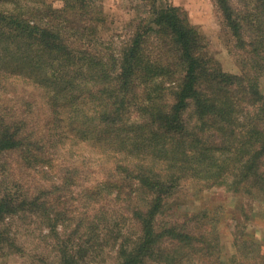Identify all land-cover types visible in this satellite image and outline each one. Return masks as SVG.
<instances>
[{"label":"trees","instance_id":"obj_1","mask_svg":"<svg viewBox=\"0 0 264 264\" xmlns=\"http://www.w3.org/2000/svg\"><path fill=\"white\" fill-rule=\"evenodd\" d=\"M142 2L148 6L147 17L133 21L130 36L117 50L110 42L97 45V32L89 29L103 22L101 7L93 0H65L74 11L62 20L73 25L61 27L72 29V44L60 40L62 31L42 27L20 12L0 9L1 55L16 61L21 56L31 66L40 64L45 71L41 78L50 82L43 87L32 84L38 98L17 99L4 89L2 80L15 84L24 82L23 78L13 70L3 72L0 66V248L17 245L9 223L14 217L30 214L49 232H57L58 222H67L65 213L53 214L47 204L50 186L40 185L43 193H34L29 186L33 182L28 183L31 180L23 175L51 167V123L66 132L76 128L82 137L104 132L130 151L147 144L173 163L164 167V175H157L146 161L137 159L133 164L124 156L119 161L122 173H116L121 177L107 179L117 192L130 181L136 188L129 187L128 193L138 196L140 190L150 196L148 207L137 203L129 207L140 232L132 239L123 235L116 241L120 264H181L183 258L193 264L195 256L213 252L206 235L215 239L217 233L211 232L208 215L204 216L208 221L199 225L191 224L195 214L183 222L159 217L164 203L169 210L167 199L190 168L195 171L188 177L197 179L216 180L231 174L230 187L247 196L255 188L264 190V100L257 88V72L264 71V0H215L234 46L241 51L239 74L223 70L208 55L205 36L188 22L180 7L169 0ZM49 12L56 11L50 8ZM43 106L50 113L45 119L39 113ZM130 107H136L138 121H130ZM13 153L19 157L13 165L1 161ZM127 158L129 166H125ZM200 171L208 173L201 176ZM89 194L95 203L102 193L98 187ZM88 226L94 227L95 221ZM198 235L201 246L195 244ZM253 244L243 243L244 253L238 250L244 260H251L249 264H264L263 245ZM74 257L70 250L61 249L63 264H74ZM219 257L213 255V262L221 264Z\"/></svg>","mask_w":264,"mask_h":264},{"label":"rangeland","instance_id":"obj_2","mask_svg":"<svg viewBox=\"0 0 264 264\" xmlns=\"http://www.w3.org/2000/svg\"><path fill=\"white\" fill-rule=\"evenodd\" d=\"M169 2L180 7L188 22L195 26L199 34L205 36L208 55L217 60L223 70L239 74L241 67L238 57L241 51L234 46L215 0H169ZM93 3L101 7L99 15L103 22L97 28L89 29L91 32H97L95 38L97 45L110 42L116 50L122 41L130 36L134 26L133 21L148 15L146 10L148 6L142 0H93ZM50 8L55 9L56 12L51 14ZM0 9L30 16L42 27L50 26L55 32H64V35L60 36L63 43L74 42L72 29L61 27V24L73 25L71 21L62 20L67 18L68 13L74 11L66 7L65 0H0ZM62 11L64 14H59ZM78 25L80 24L76 23L75 26ZM151 42V40L148 42L150 47ZM0 66L3 72L13 70L19 78H23L24 82L15 84H6L7 81L2 80L3 85L5 84L4 89H8L17 99L38 98L32 84L43 87L50 83L41 78L45 71L40 64L39 66L25 64L21 56L18 61L13 57H3L1 49ZM168 83L169 81H166L165 85L168 86ZM257 88L260 98L264 100L262 70L257 72ZM37 106H41L40 103ZM135 108L130 107L127 112L128 115L130 111L131 122L139 120L140 115L135 114ZM249 110L252 108L250 107ZM39 113H41L40 118L50 117L48 109L44 106ZM76 122H79L78 116L74 118V123ZM51 125L53 153L49 156L51 167L31 170L29 176L23 175L31 180L28 183L33 182L29 186H33L30 191L34 193H43L39 190L40 185L50 186V191L46 193L47 204L50 205L53 214L65 213L67 222L62 225L57 221V232H49L48 227L41 220L30 214L10 219V231L17 245L12 249L0 248V264H63L60 261L61 249H68L74 254V264H120L121 257L116 249V241H120L123 235L132 239L140 232L139 222L132 216L129 207L134 203L143 208L148 207L150 196L140 190L138 196L132 191L128 193L129 187L136 188V185L130 181L121 184L122 187L117 192L118 188L112 186L114 184L107 183V179L117 180L121 177L116 173H122L119 161L121 162L124 156H127L133 164L137 159L146 161L157 175H164V167L173 163L160 158L147 144L130 151L126 150L128 146L121 147L117 138H108L104 132L95 135L90 133L88 137H82L76 128H68L66 132L53 123ZM241 125L247 124L245 122ZM18 158L15 153L5 154L1 161L13 165L19 160ZM128 158L125 166L130 165ZM190 169L188 173L195 171L193 168ZM261 169L264 172V155ZM18 171L21 169L18 168ZM18 171L16 169V172ZM200 172L201 176L208 173ZM188 173L183 175L179 186L167 199L170 203L169 210L165 209L164 203L163 212L158 214L159 217L175 218L183 222L188 220L190 215L195 214L191 221L192 225H199L203 220L208 221V218L204 217L207 215L212 219L211 232H216L217 238L211 239L206 235V239L212 243L213 252L206 257L195 256L193 264H218L213 262L215 260L213 255L218 254L221 264H239L242 261L249 264L251 260H244L243 254L238 249H242L244 253L243 243L253 242V245L261 243L264 251V190L255 188L251 196H247L239 191L235 192L230 187L231 174L214 180V177L206 179L201 176V179L188 177ZM98 187L102 194L93 203L88 196L93 194H89V191ZM105 190L110 192L105 193ZM90 218L95 221V226L92 228L88 226ZM195 231L196 234L201 232L199 228ZM200 239L202 237L198 235V240L195 241L198 246L202 245ZM188 262L183 258L181 264H189ZM146 264L155 263L148 261Z\"/></svg>","mask_w":264,"mask_h":264}]
</instances>
